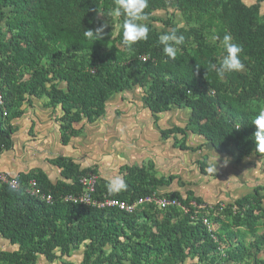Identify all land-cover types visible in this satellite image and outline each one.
<instances>
[{"label":"trees","instance_id":"1","mask_svg":"<svg viewBox=\"0 0 264 264\" xmlns=\"http://www.w3.org/2000/svg\"><path fill=\"white\" fill-rule=\"evenodd\" d=\"M114 6L115 0H0V156L13 149V121L34 99L60 108L61 140L68 143L85 124L106 115L115 94L137 88L154 117L171 107L190 110L187 128L162 130L165 137L190 131L238 163L254 156L264 163L252 124L264 109V0L251 6L244 0H149V38L131 50L122 43L124 17L107 15ZM169 9L176 12L156 17ZM105 23L103 40L84 37L86 29ZM173 30L184 37L175 60L158 42ZM226 32L242 45L245 69L221 80L210 65L225 54L220 41ZM174 138L181 150L202 149ZM208 159L196 164L204 175H214ZM50 162L63 176L56 183L42 170L15 176L18 189L0 182V238L9 245L0 249V264H37L39 256L73 264L65 258L81 248L80 264H264V182L219 203L192 191L159 193L180 205L147 202L130 213L64 201V195L83 191L81 177L96 172L69 157ZM122 172L126 191L110 194L108 180L98 176L95 198L134 202L177 178L158 177L151 164H126ZM31 178L52 193V202L28 193Z\"/></svg>","mask_w":264,"mask_h":264},{"label":"crops","instance_id":"2","mask_svg":"<svg viewBox=\"0 0 264 264\" xmlns=\"http://www.w3.org/2000/svg\"><path fill=\"white\" fill-rule=\"evenodd\" d=\"M142 95L143 92L137 88L133 91L115 94L107 103L106 115L92 124H85L82 133L73 137L68 143H62L60 123L54 118L53 110L55 109L46 107L44 103H37L41 99H34L32 105L27 106L24 115L13 121L16 126V131L13 134L14 147L0 156V166L9 168V170L0 168V171L18 176L21 173L42 170L53 183H56L62 180L63 176L61 170L50 161L59 156H64L71 158L81 168L95 170L96 173H99L100 178L109 181L116 176L124 179L122 167L126 164H134L135 160H137L135 163H142L145 158L151 159L150 164L153 165L158 177L179 174L181 164H185L189 168L192 167V164L197 165L194 158H186V155L190 153L200 152L199 155L202 157L204 155L208 156V164L216 158V155L220 156L221 161L224 158L232 159L228 155L218 153L202 136L193 134L190 131L186 136L189 145L186 139L185 143L190 147L201 145L202 149L200 151L181 150L176 147L175 138L156 141L155 136H158L156 133L152 136L148 134L153 141L151 145L139 141H146L145 137H141L142 124L145 126L155 124L156 128L157 124L160 127L159 129L162 130L172 125L166 126L168 122H172L173 126L177 125L178 127L182 126L180 123L186 125L190 117V115L187 117V112L180 107H176L178 109L175 111L170 109L154 117L150 109L145 106ZM118 109L126 110L128 116L120 118L119 111L116 114ZM186 109L191 114L190 110ZM55 111L61 115L59 107H56ZM181 114H183L182 117ZM108 116L112 122L111 124H114V121H120L121 132L116 128L112 137L106 139L108 130L114 128L111 124L101 123ZM135 138L140 142L138 145L134 144ZM196 138L199 141L198 143L195 142ZM130 147L134 149H130ZM109 148L110 150H107ZM124 150L130 151V158L128 156L126 158L122 157V151ZM192 168H195V166ZM173 185L161 186L157 192L160 194L173 192L176 190L170 188Z\"/></svg>","mask_w":264,"mask_h":264},{"label":"rangeland","instance_id":"3","mask_svg":"<svg viewBox=\"0 0 264 264\" xmlns=\"http://www.w3.org/2000/svg\"><path fill=\"white\" fill-rule=\"evenodd\" d=\"M256 2H257V0H244V3L248 6H251V5L255 4ZM173 12H174L173 9H169L168 11L159 10L156 12L155 15L157 18L161 19V18L169 17ZM262 12H264V6L262 8ZM175 19L178 20L179 22H182V18L180 16V14H178V12L176 13ZM155 25L158 26L159 29L162 28V23L160 21H156ZM38 102L40 104H43V103L47 102V100L45 98H42L40 101H37V103ZM119 102H120V104L122 103L121 100ZM51 109L56 110V108H51ZM171 109L173 111H175L178 108L171 107ZM55 110H53L54 111L53 113L55 115L54 118H55V120L58 121L60 114ZM182 110L187 112V114H188L187 117H189V115H190L189 111L186 108H182ZM117 111H119V114ZM116 112H117L116 114L120 115V118L121 117L124 118V117L128 116V115H126V113H127L126 110L118 109V110H116ZM182 116H183V114H181V117ZM101 123L110 125L112 122L110 121V118L108 116ZM120 124H121L120 121H114V124H111L114 128L108 130V132L106 134V139H109L112 137L114 131H116V128L121 132ZM169 124H172V125L168 128L162 129V130L163 131L172 130L175 126H177V125L173 126L172 122H168L166 124V126L167 125L169 126ZM180 125H182V126H179L181 128H184V129L187 128V124L184 125V123L183 124L180 123ZM156 126H157V128L155 127V124H153V126H152V124H149L147 126L142 124L143 128H141V131H142L141 137H145L146 141H144V140H139V141H142L145 143L147 142V143H150V145H151L153 141L148 136V134L150 136H152L156 133V135H158V136H155L156 141L165 140L168 138L173 139L174 137H177L178 140L181 141L185 137L186 142L188 144V138L186 136H184L183 134L175 131V133H172L169 136L165 137L164 135H162V132H161L162 130L159 129L160 128L159 125L156 124ZM139 141H137V138H135L134 144L138 145L140 143ZM190 142L194 143V141H192V140H190ZM195 142L196 143L199 142L197 140V138H196ZM130 149H134V148L130 147ZM107 150H110V148ZM202 152H204V151L202 150ZM122 154H123L122 155L123 158H126L127 156L130 158V155H129L130 151L124 150V151H122ZM199 154H200V152L194 153V154L190 153L189 155H186V158H188V159L194 158L196 163H197L198 159L203 158ZM204 156H206V155H204ZM218 157H220V156H218ZM229 161L230 162H229L228 166H226V167H221V166H219V163H218L217 172L214 173V175H204L201 172L198 165L192 164V167L195 166V168H192V167L189 168L185 164H181V167L179 169L180 173L175 175V176H177V178L175 180H173V182H172V184H174L175 186L173 185L170 188L176 189L175 191H181V192L192 191L196 195H200L201 197H203L204 199H206L210 202L215 201L216 203H219L221 200L231 201L236 197H240V196H243L245 194L251 193L253 191L254 185H257L258 183L264 182V163L262 161H260V159H258L257 157L254 156V157H251L249 159L245 158V160L241 161L240 163H238L232 159ZM135 162H137V160L134 161V164H137V165L141 164V165L147 166L151 163V159L145 158L142 161V163H139V162L135 163ZM196 166H197V169H196ZM0 168H2V169L4 168L7 171L9 170V168H5L4 166H0ZM195 170H196V172H195ZM96 174L99 176V173H96ZM8 248H9V245L3 239L0 238V249H8ZM82 255H83V248H81L79 250H74V251H72L70 257L65 258V262H67V263L71 262L73 264H80V262L82 260ZM37 264H65V263H63V261H61V260L55 261L54 263H50L44 258V256H39V260H38Z\"/></svg>","mask_w":264,"mask_h":264},{"label":"clouds","instance_id":"4","mask_svg":"<svg viewBox=\"0 0 264 264\" xmlns=\"http://www.w3.org/2000/svg\"><path fill=\"white\" fill-rule=\"evenodd\" d=\"M149 7V0H115V6L108 12V17L119 19L124 17L122 27V43L131 50L134 45L141 41H147L149 38V14L145 11ZM104 16L102 12L99 11ZM108 24H102L95 30L86 29L83 33L88 40L99 41L104 38L105 28ZM219 39V37H216ZM158 42L162 45V51L166 57L175 60L180 50L179 46L184 43V37L178 36L173 30L171 33L162 34L158 37ZM225 54L219 64L210 65V69L214 70L217 77L224 79L226 74L239 73L244 71L245 64L242 62L241 55L243 52L242 45L235 43L233 36L230 33H225L220 41ZM197 66V71H198ZM252 124L255 125L254 133L255 147L258 153L264 154V109H260L255 116ZM239 129V128H237ZM229 159L224 158L222 161L216 155V158L209 163V173H216L219 166L226 167L229 164ZM127 190L125 180L116 176L111 178L107 183V191L110 194H118Z\"/></svg>","mask_w":264,"mask_h":264},{"label":"built area","instance_id":"5","mask_svg":"<svg viewBox=\"0 0 264 264\" xmlns=\"http://www.w3.org/2000/svg\"><path fill=\"white\" fill-rule=\"evenodd\" d=\"M143 60H146V58L143 57ZM1 101L2 96L0 94V102ZM97 180L98 175L92 172L81 177L80 181L84 187L83 191L78 194L64 195L63 200L75 204L91 205L98 208L117 207L130 213L134 212L138 206L147 202L155 203L160 208H164L169 205H180V202L177 198L161 196L159 195V193L147 197H141L134 202H128L118 198H111L106 196L101 199H97L95 198ZM0 182L7 183L13 189H18L20 187V181L18 180V178L3 171H0ZM27 191L31 195L38 197L43 201L52 202L53 200L52 193L45 191L39 184L38 180L35 178H31L28 181ZM205 223L209 225L210 229L212 228L211 224H209L208 219H205Z\"/></svg>","mask_w":264,"mask_h":264}]
</instances>
